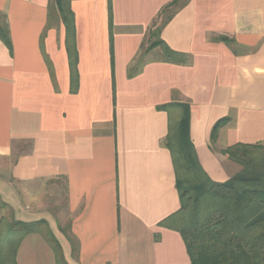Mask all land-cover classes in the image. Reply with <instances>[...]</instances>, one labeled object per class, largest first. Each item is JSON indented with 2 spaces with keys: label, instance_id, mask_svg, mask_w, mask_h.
Returning a JSON list of instances; mask_svg holds the SVG:
<instances>
[{
  "label": "crops",
  "instance_id": "obj_1",
  "mask_svg": "<svg viewBox=\"0 0 264 264\" xmlns=\"http://www.w3.org/2000/svg\"><path fill=\"white\" fill-rule=\"evenodd\" d=\"M173 1L70 0L73 82L50 0H0L12 41L10 51L0 40V160L10 162L0 166V231L9 211L45 222L68 264H190L181 235L160 226L181 201L164 145L177 108H159L190 106V136L213 181L241 173L221 151L264 144V0H183L161 40L186 63L156 48L129 77ZM8 245L15 264H58L38 232Z\"/></svg>",
  "mask_w": 264,
  "mask_h": 264
},
{
  "label": "trees",
  "instance_id": "obj_2",
  "mask_svg": "<svg viewBox=\"0 0 264 264\" xmlns=\"http://www.w3.org/2000/svg\"><path fill=\"white\" fill-rule=\"evenodd\" d=\"M182 1L174 0L163 9L141 46L136 63L130 67L129 77L140 72L146 56L156 48H161L166 62L186 63L183 56L161 40L163 27L172 13L182 6ZM56 17L66 27L67 53L71 77L75 82L78 77L77 52L70 0H50L49 26ZM162 17V24L157 26ZM0 40L12 51L7 18L1 14ZM174 107L177 112H169V132L164 145L173 159L181 208L160 226L181 235L190 264H264V144L237 143L222 150L221 154L239 164L242 171L225 183L215 182L203 169L190 136V106L177 103L176 106L166 105L159 109L169 111ZM219 124L214 128L213 143ZM0 208H7V205L0 201ZM2 223L0 236L6 237L7 242L1 264H15V249L11 254L8 238L36 232L53 246L58 264H68L59 242L45 222L23 223L3 218Z\"/></svg>",
  "mask_w": 264,
  "mask_h": 264
},
{
  "label": "rangeland",
  "instance_id": "obj_3",
  "mask_svg": "<svg viewBox=\"0 0 264 264\" xmlns=\"http://www.w3.org/2000/svg\"><path fill=\"white\" fill-rule=\"evenodd\" d=\"M161 21H159V23H160ZM9 164H10V162H2L1 160H0V166H5V167H7V166H9ZM5 216H6V218L8 219V220H12V218H14L13 216H12V213L11 212H9V211H7L6 213H5Z\"/></svg>",
  "mask_w": 264,
  "mask_h": 264
}]
</instances>
